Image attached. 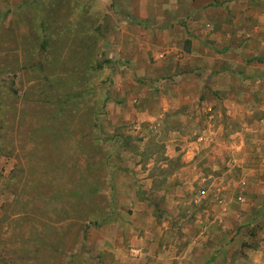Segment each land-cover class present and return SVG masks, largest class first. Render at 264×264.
Listing matches in <instances>:
<instances>
[{"label": "rangeland", "instance_id": "1", "mask_svg": "<svg viewBox=\"0 0 264 264\" xmlns=\"http://www.w3.org/2000/svg\"><path fill=\"white\" fill-rule=\"evenodd\" d=\"M140 1L0 0V264H264V68L178 90Z\"/></svg>", "mask_w": 264, "mask_h": 264}, {"label": "crops", "instance_id": "2", "mask_svg": "<svg viewBox=\"0 0 264 264\" xmlns=\"http://www.w3.org/2000/svg\"><path fill=\"white\" fill-rule=\"evenodd\" d=\"M156 7L164 81L181 76L178 90L199 91L205 77L237 79L264 68V0H159Z\"/></svg>", "mask_w": 264, "mask_h": 264}]
</instances>
